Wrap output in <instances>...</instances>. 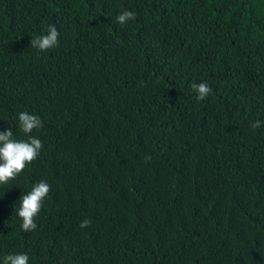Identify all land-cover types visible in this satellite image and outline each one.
Masks as SVG:
<instances>
[{"label": "trees", "instance_id": "16d2710c", "mask_svg": "<svg viewBox=\"0 0 264 264\" xmlns=\"http://www.w3.org/2000/svg\"><path fill=\"white\" fill-rule=\"evenodd\" d=\"M49 25L59 44L41 52ZM25 110L43 147L0 187V257L264 264V0H0V130L21 138Z\"/></svg>", "mask_w": 264, "mask_h": 264}, {"label": "clouds", "instance_id": "9594fccd", "mask_svg": "<svg viewBox=\"0 0 264 264\" xmlns=\"http://www.w3.org/2000/svg\"><path fill=\"white\" fill-rule=\"evenodd\" d=\"M135 13L124 10L116 17V22L123 25L134 19ZM60 33L55 25H49L44 35L31 41L33 48L43 52L57 47ZM191 89L195 93L197 101L204 100L212 92L211 87L206 82L191 84ZM264 121L255 120L251 123L252 128H259ZM16 126L21 138L14 135L11 127L0 130V187L6 186L13 181L25 167L32 163L39 156L43 147V142L37 136L30 135L34 129L43 127L41 118L28 111L17 113ZM50 192V185L44 181H38L32 185L31 189L19 197V206L16 215L20 219L22 231L29 232L36 229L37 224L34 218L40 212L45 199ZM88 220H83L79 227L86 228ZM0 264H29L27 252L8 253L0 257Z\"/></svg>", "mask_w": 264, "mask_h": 264}]
</instances>
